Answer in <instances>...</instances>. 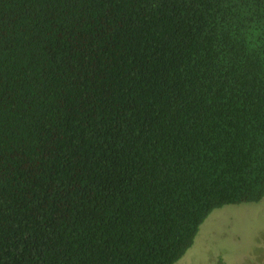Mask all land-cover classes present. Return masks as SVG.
<instances>
[{"label": "trees", "instance_id": "obj_1", "mask_svg": "<svg viewBox=\"0 0 264 264\" xmlns=\"http://www.w3.org/2000/svg\"><path fill=\"white\" fill-rule=\"evenodd\" d=\"M264 197V0H0V264H174Z\"/></svg>", "mask_w": 264, "mask_h": 264}, {"label": "rangeland", "instance_id": "obj_2", "mask_svg": "<svg viewBox=\"0 0 264 264\" xmlns=\"http://www.w3.org/2000/svg\"><path fill=\"white\" fill-rule=\"evenodd\" d=\"M174 264H264V197L212 210Z\"/></svg>", "mask_w": 264, "mask_h": 264}]
</instances>
